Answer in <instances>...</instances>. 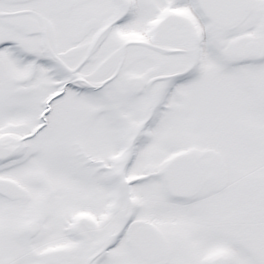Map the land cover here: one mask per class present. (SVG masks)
<instances>
[{
	"label": "snow or ice",
	"instance_id": "1",
	"mask_svg": "<svg viewBox=\"0 0 264 264\" xmlns=\"http://www.w3.org/2000/svg\"><path fill=\"white\" fill-rule=\"evenodd\" d=\"M0 264H264V0H0Z\"/></svg>",
	"mask_w": 264,
	"mask_h": 264
}]
</instances>
